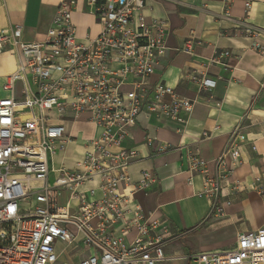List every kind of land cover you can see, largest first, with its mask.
<instances>
[{"label":"built area","instance_id":"1","mask_svg":"<svg viewBox=\"0 0 264 264\" xmlns=\"http://www.w3.org/2000/svg\"><path fill=\"white\" fill-rule=\"evenodd\" d=\"M89 1L100 28L94 37L77 36L72 23L77 0L60 1L41 41H23L21 24L0 31V53L10 52L17 62L12 74L0 77V264L173 260L164 253L167 234L152 236L161 222L150 221L139 206L130 208L135 195L154 183V176L144 171L131 183L128 170L137 153L121 145L140 115L186 125L183 115L190 116L196 100L151 81L166 50L164 20H147L140 13L142 0ZM245 32L252 34L250 29ZM177 50L190 54L192 44L186 42ZM229 56V51H221L207 63L222 65ZM186 77L200 90L215 84L194 71ZM69 115L74 121L87 116L101 132L85 141L79 169L54 168L53 157L74 142L66 136L64 123L58 122ZM234 135L240 143H250L237 131ZM152 143L147 139L149 146ZM239 159L238 147H232L218 162L230 172ZM188 171L203 177V196L211 199L222 193L221 183L209 177L203 159L191 156ZM94 178L96 189L80 190ZM248 188L264 195V187ZM63 192L68 197L61 206ZM133 230V241L125 243ZM57 243L76 261H60ZM185 259L193 264H264V228L238 236L231 248Z\"/></svg>","mask_w":264,"mask_h":264},{"label":"crops","instance_id":"2","mask_svg":"<svg viewBox=\"0 0 264 264\" xmlns=\"http://www.w3.org/2000/svg\"><path fill=\"white\" fill-rule=\"evenodd\" d=\"M60 1L0 0V31L21 24L23 41H41ZM142 1L140 13L147 20L167 24L166 50L151 81L166 83L196 104L189 117L183 115L186 125L142 115L130 125L121 145L137 153L128 170L130 182L136 183L144 171L154 176V183L135 195L130 208L139 206L150 221L161 222L152 236L167 234L164 253L173 258L163 264H193L185 257L231 248L238 236L264 228V195L248 188L264 187V0H232L228 5L226 0ZM94 9L89 0H77L72 23L81 39L100 30ZM186 42L192 44L190 54L177 50ZM221 51L230 52L222 65L207 63ZM16 65L10 52L0 53V77L12 74ZM191 71L214 81V86L200 90L186 77ZM58 122L64 123L66 136L74 142L53 157V166L79 169L85 141L98 137L101 130L85 115ZM235 131L250 143H240ZM147 139L153 141L151 146ZM232 147H238L240 159L227 179L230 172L218 161ZM194 155L207 162L209 177L221 183L217 198L203 196V177L188 171V159ZM97 185L94 178L84 190ZM63 196L66 201L68 193ZM135 234L131 231L125 243H131ZM63 248L57 243L59 260L75 262L62 253Z\"/></svg>","mask_w":264,"mask_h":264},{"label":"rangeland","instance_id":"3","mask_svg":"<svg viewBox=\"0 0 264 264\" xmlns=\"http://www.w3.org/2000/svg\"><path fill=\"white\" fill-rule=\"evenodd\" d=\"M70 118H71V115H69V116L67 117V119H70ZM235 167H236V165H235ZM231 174H232V173H229V174L227 175L226 178H227V179H228V178H231ZM85 187H86L85 185H84V186H81V187H80V190H84ZM64 202H65V200H64V196H63V197L60 199L59 204H60L61 206H63V205H64Z\"/></svg>","mask_w":264,"mask_h":264}]
</instances>
